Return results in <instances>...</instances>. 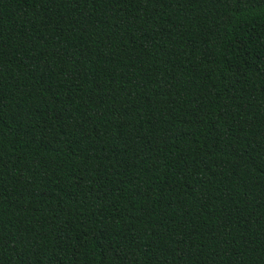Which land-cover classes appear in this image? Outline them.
Returning a JSON list of instances; mask_svg holds the SVG:
<instances>
[{
    "label": "trees",
    "instance_id": "obj_1",
    "mask_svg": "<svg viewBox=\"0 0 264 264\" xmlns=\"http://www.w3.org/2000/svg\"><path fill=\"white\" fill-rule=\"evenodd\" d=\"M0 264H264V0H0Z\"/></svg>",
    "mask_w": 264,
    "mask_h": 264
}]
</instances>
